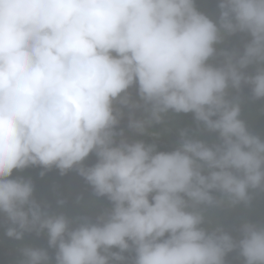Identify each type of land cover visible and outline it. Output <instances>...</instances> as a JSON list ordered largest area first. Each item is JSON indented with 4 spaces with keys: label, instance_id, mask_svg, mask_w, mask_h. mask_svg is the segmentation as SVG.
I'll return each mask as SVG.
<instances>
[{
    "label": "clouds",
    "instance_id": "9594fccd",
    "mask_svg": "<svg viewBox=\"0 0 264 264\" xmlns=\"http://www.w3.org/2000/svg\"><path fill=\"white\" fill-rule=\"evenodd\" d=\"M245 122L264 126V0H0L2 264L19 239V264H225L236 248L264 264V226L239 241L201 227L199 206L223 203L212 190L264 200V140Z\"/></svg>",
    "mask_w": 264,
    "mask_h": 264
},
{
    "label": "trees",
    "instance_id": "16d2710c",
    "mask_svg": "<svg viewBox=\"0 0 264 264\" xmlns=\"http://www.w3.org/2000/svg\"><path fill=\"white\" fill-rule=\"evenodd\" d=\"M250 67V73L251 75H254L258 65L251 64ZM129 90L134 91L133 88H129ZM128 90V91H129ZM130 92V91H129ZM131 93V92H130ZM132 97V96H131ZM132 100L134 101L133 97ZM117 107H120L117 105ZM127 107H123V117H129L130 113H127ZM245 115L246 119L250 122L256 121V117H254L249 109H245L242 113ZM146 115L144 108L139 109V117L144 118ZM248 129L253 132L254 134L258 135L262 140H264V126H257V125H251V123L245 122ZM125 125L120 121L119 125L117 126V131L123 130V137L117 136L116 140L119 142L120 139H126L128 142L136 137L135 132L136 130L131 129L126 131ZM200 140L204 141L209 146L220 143L219 137L209 134L208 132L204 131L201 134ZM92 153H90L91 155ZM85 162L89 166L94 165L96 162H91L88 160V157L85 159ZM208 169H204V174L208 173ZM19 177L16 173H12V178ZM93 190L92 186L86 181V183L79 188V190L76 193H72L69 196V206L71 210L76 213L78 218L76 220L81 221L84 220V218L89 217L88 212V198ZM249 195L251 197L250 201L240 202L236 204H232L226 197L223 196V194L218 190H212V195L217 200H223V203L217 206H205L200 205L199 207L203 210L204 214V223L201 225V227H204L205 229L212 231L216 228H222L223 231L229 233L234 240L239 241L243 238V233L241 231L242 226L245 223H251L255 224L257 226H264V200L258 199L257 190L250 188ZM55 199V193L52 194L50 197V200ZM235 209L232 210L228 216L223 218L221 221H218L213 214V211H226L227 209ZM45 212H59L62 211L60 208V205L55 202H47L45 204V208H43ZM240 211L243 214V218L238 221H232L234 220V217L236 213ZM226 212H224L222 215H225ZM8 226H10V222L8 219H5ZM17 240V239H15ZM19 243L12 242L11 244L4 247V250L6 253H8L12 257L13 264H19L24 261L25 257L23 255V249L25 247H29L32 243L29 239H19ZM36 242V241H35ZM112 251H118V249L113 248ZM126 260L123 262V264H133L134 252H125L124 253ZM55 253L52 255V260L54 261ZM0 264H2V261L0 260ZM52 264V263H51ZM225 264H245V258L240 254L239 248H236L232 250L231 252H228L225 256Z\"/></svg>",
    "mask_w": 264,
    "mask_h": 264
},
{
    "label": "bare ground",
    "instance_id": "6f19581e",
    "mask_svg": "<svg viewBox=\"0 0 264 264\" xmlns=\"http://www.w3.org/2000/svg\"><path fill=\"white\" fill-rule=\"evenodd\" d=\"M243 43H244V42H243L242 40L239 41V43H238V47H237V50H239V49L241 48V46L243 45ZM163 151H164V150H163Z\"/></svg>",
    "mask_w": 264,
    "mask_h": 264
}]
</instances>
